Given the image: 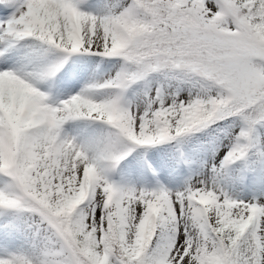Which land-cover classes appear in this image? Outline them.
I'll return each mask as SVG.
<instances>
[{
    "label": "snow or ice",
    "instance_id": "6c2138e0",
    "mask_svg": "<svg viewBox=\"0 0 264 264\" xmlns=\"http://www.w3.org/2000/svg\"><path fill=\"white\" fill-rule=\"evenodd\" d=\"M0 16V264H264V0H0ZM96 57L114 75L85 78ZM213 126L214 162L180 188L112 179L138 150L157 177L149 149ZM250 154L240 199L218 177Z\"/></svg>",
    "mask_w": 264,
    "mask_h": 264
},
{
    "label": "rangeland",
    "instance_id": "374dc122",
    "mask_svg": "<svg viewBox=\"0 0 264 264\" xmlns=\"http://www.w3.org/2000/svg\"><path fill=\"white\" fill-rule=\"evenodd\" d=\"M91 5H95L97 0H87ZM95 11V9H90ZM5 16H0V19H5ZM19 47V46H18ZM21 52L26 51V49L21 48ZM77 62H84L87 58H77L74 57ZM3 62V57H0V63ZM91 65V69L87 74V77L94 75V78L99 81L108 79L110 76L114 75L116 71V66L119 61L117 60H101L99 57L93 58L88 61ZM97 65L99 66L97 68ZM83 83V80L79 84L68 85L67 87L60 86L58 89H54L53 98H56L57 92L61 93L60 99L66 97L70 92L78 91L79 87ZM141 87L137 85L136 88ZM132 92H129V97H131ZM181 95H187V92H182ZM76 125L67 124L65 125V130L69 135L74 134V128ZM93 127L100 130L102 126L100 124H95ZM215 127L212 128V134L207 142L201 141L192 147L187 145H182L174 148L172 143L162 144L160 146L151 148L144 155V159L147 160L148 164L158 173L157 177H153L151 172L148 171L146 166H143L139 160V153L142 150L134 152L125 161H123L117 172L113 175L112 179L116 182H121L122 177L125 181L135 182L136 187H141L144 185L152 186L155 179L168 185L172 189L180 188L183 185L185 179L190 175L200 171L201 165L209 162H214L212 157V150L215 144L212 142L213 137L217 135L214 131ZM257 134L261 140L264 142V129H258ZM220 148L223 149V145L227 141H216ZM264 146V144L258 145V147ZM221 153H217L220 155ZM185 161L179 165L178 170H176L177 160ZM259 166L254 154H250V160L247 165L237 164L234 165L232 170L225 172L221 177H218V181L226 191H229L232 195L237 196L240 199H250L253 194V183L259 178ZM234 181V182H233ZM2 217H0V222H2ZM30 223V221H28ZM2 239V237H0Z\"/></svg>",
    "mask_w": 264,
    "mask_h": 264
},
{
    "label": "trees",
    "instance_id": "16d2710c",
    "mask_svg": "<svg viewBox=\"0 0 264 264\" xmlns=\"http://www.w3.org/2000/svg\"><path fill=\"white\" fill-rule=\"evenodd\" d=\"M211 134H212V128L208 129L206 132L196 133L192 136L184 137L179 141V143L186 144L187 146L192 147L201 141H208L210 139ZM173 143L176 144L175 142Z\"/></svg>",
    "mask_w": 264,
    "mask_h": 264
}]
</instances>
